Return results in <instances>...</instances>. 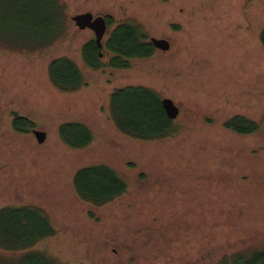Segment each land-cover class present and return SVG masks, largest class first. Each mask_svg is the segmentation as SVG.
Returning a JSON list of instances; mask_svg holds the SVG:
<instances>
[{
  "label": "rangeland",
  "instance_id": "rangeland-1",
  "mask_svg": "<svg viewBox=\"0 0 264 264\" xmlns=\"http://www.w3.org/2000/svg\"><path fill=\"white\" fill-rule=\"evenodd\" d=\"M88 12L112 20V31L139 23L170 50L119 67L106 33L99 67L84 66L95 34L73 17ZM263 28L264 0H0V216L33 206L56 228L31 248L45 255L3 248L0 236V264H219L263 248ZM60 57L79 64L80 91L50 84L48 67ZM140 87L180 109L170 137L132 139L109 119L111 94ZM123 106L135 116L133 108L150 110L142 99ZM16 116L45 142L17 133ZM235 116L260 130L224 127ZM67 122L86 125L93 144L65 147L58 130ZM93 165L112 168L127 193L104 207L81 201L73 178Z\"/></svg>",
  "mask_w": 264,
  "mask_h": 264
},
{
  "label": "trees",
  "instance_id": "trees-1",
  "mask_svg": "<svg viewBox=\"0 0 264 264\" xmlns=\"http://www.w3.org/2000/svg\"><path fill=\"white\" fill-rule=\"evenodd\" d=\"M112 25L113 21L108 20V31H110L109 33L107 31L109 44L106 48L117 54L114 65L128 68L129 62L123 59H145L156 50L139 23L132 20L122 22L113 31L110 29ZM260 40L264 46V28L261 31ZM102 49L95 41L88 42L81 55L83 65L97 69L99 67L97 61H100L101 57L99 54L103 55ZM47 73L52 87L60 92H78L86 85L84 73L79 64L68 57L52 60ZM111 95L113 106L109 111V119L124 136L141 141H158L177 132V128L173 125L174 121L166 115L161 99L157 98L151 90L141 87L138 90H115ZM141 99L144 107L150 109L149 111L142 113L133 108L137 114L135 116L129 107L123 106L126 101L135 103ZM224 127L243 136L256 134L260 130L258 123L242 116L231 118ZM34 128V123L29 119L19 116L14 118L13 129L17 133L29 134ZM58 132L61 143L70 149H87L94 142L93 133L83 123H64L59 127ZM72 187L81 201L96 207H104L127 193V183L106 165H93L79 169L73 178ZM27 208L12 210V213L4 214L2 218L0 216L2 225L0 236L4 241L6 240V243L1 244L3 248L25 250L56 235V228L43 209L33 206ZM31 208L34 210H30ZM244 252L234 254L228 259L224 258L219 264H264V247L252 246L246 248ZM36 260L33 261L36 263Z\"/></svg>",
  "mask_w": 264,
  "mask_h": 264
},
{
  "label": "water",
  "instance_id": "water-1",
  "mask_svg": "<svg viewBox=\"0 0 264 264\" xmlns=\"http://www.w3.org/2000/svg\"><path fill=\"white\" fill-rule=\"evenodd\" d=\"M252 1V0H250ZM73 21L77 27L81 30L90 29L95 34V43L101 49L103 47V39L107 33L108 25L103 16L94 17L92 13H85L76 15L73 17ZM150 42L153 44L156 50L168 51L170 50L171 44L168 40L151 38ZM102 56V54H100ZM162 106L169 119L175 120L180 114V109L172 99L164 98L161 101ZM34 136L39 143H44L46 140V134L42 131L35 130Z\"/></svg>",
  "mask_w": 264,
  "mask_h": 264
},
{
  "label": "flooded vegetation",
  "instance_id": "flooded-vegetation-1",
  "mask_svg": "<svg viewBox=\"0 0 264 264\" xmlns=\"http://www.w3.org/2000/svg\"><path fill=\"white\" fill-rule=\"evenodd\" d=\"M250 1V0H249ZM105 18V20H106V22H107V25H108V18H106V17H104ZM261 44H262V42H261ZM263 45V44H262ZM36 129L34 128V129H32L31 131H30V133H32V134H34V131H35ZM41 243V242H40ZM39 244V243H38ZM38 244H36V245H38ZM36 245H34V246H36ZM32 247H30V248H27V249H25V250H28V251H33L32 249H31ZM20 251H22V250H20ZM39 251V250H38ZM33 252H36L37 254H44V253H42V252H37V251H33ZM45 255V254H44Z\"/></svg>",
  "mask_w": 264,
  "mask_h": 264
}]
</instances>
